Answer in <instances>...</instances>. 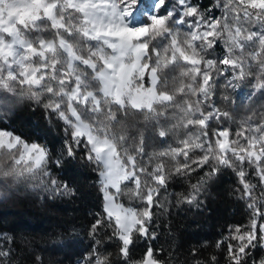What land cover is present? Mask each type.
Segmentation results:
<instances>
[{"label": "snow or ice", "instance_id": "obj_1", "mask_svg": "<svg viewBox=\"0 0 264 264\" xmlns=\"http://www.w3.org/2000/svg\"><path fill=\"white\" fill-rule=\"evenodd\" d=\"M142 3L0 0V89L13 94L11 98L0 95V108L9 107L17 97L41 104L66 125L55 163L79 158L101 166L103 209L90 231L96 236L111 229L110 240L119 246L121 264H161L158 250L150 243L139 257L133 253L137 239L156 237L153 222L160 193L167 190L173 172L188 177L210 169L182 197L183 203L192 204L206 179L221 166L236 172L241 198L248 201L251 215L247 225L234 226L216 247H223L227 264H264V255L257 259L250 251L264 241V191L256 195L258 186L264 189V114L260 119L245 117L235 132L229 127H210L213 121L219 125L230 119L229 112L212 100L218 80L223 79L226 88L248 81L254 92L264 95V0H215L213 7H223L219 18L211 10L203 11L197 0H176L175 4L152 0L144 21L136 22ZM252 25H259V31L252 30ZM185 26L187 30L182 31ZM180 66L183 70L169 87L165 70L172 72ZM89 81L98 87L90 90ZM177 97L184 101L180 107H176ZM223 99L231 103L229 97ZM159 106L173 107L174 119L186 131L177 146L153 153L159 162L147 171L139 160L145 155L143 140L133 149L135 154L121 153L119 146L127 138L110 126L119 123L120 113L127 115L128 110L159 116ZM81 110L90 122L82 118ZM158 135L167 138L169 133L158 130ZM197 149L200 155L193 159L190 153ZM4 152H18L11 161L14 174L37 180L48 175L44 172L47 146L25 142L6 125L0 127V154ZM168 157L177 162L171 172L163 163ZM142 176L149 177L151 186L141 181ZM125 182L132 184L131 195L141 201V208L118 202ZM56 183L51 181L53 186ZM63 189L67 191V185ZM94 243L102 245L101 240ZM6 255L0 251V257ZM85 264H110V257L97 248ZM209 264H218L217 258L210 257Z\"/></svg>", "mask_w": 264, "mask_h": 264}, {"label": "trees", "instance_id": "obj_2", "mask_svg": "<svg viewBox=\"0 0 264 264\" xmlns=\"http://www.w3.org/2000/svg\"><path fill=\"white\" fill-rule=\"evenodd\" d=\"M175 2L172 0L173 4ZM214 2L197 0L203 11L211 10L219 18L223 7H213ZM181 30L186 31L187 26ZM252 30L259 31V25H252ZM222 48L221 44L218 54ZM182 70L183 66L172 72L165 70L169 87L176 83V77ZM89 83L92 84L90 90L98 87L95 81ZM0 95L13 97L12 93H5L2 89ZM225 96L231 103L223 99ZM212 100L222 111L229 112L230 117L221 120L219 125L211 122L213 130L219 126L229 127L235 132L245 117L260 119L264 114V95L254 92L248 81L240 82L236 88H226L225 81L218 80ZM183 102L177 97L176 107ZM81 111L82 118L90 122L87 113ZM113 111L118 110L114 108ZM156 113L160 115L128 110L127 115L120 113L119 123L110 126L117 135L127 138V142L119 146L121 153L128 151L135 154L133 149L138 147L139 140H143L145 155L139 160L147 171L159 162L153 153L177 146V141L183 138L186 131L180 127V121L174 119L177 113L173 107L159 106ZM5 125L7 130L26 141L46 145L49 158L44 168L48 175L43 180H37L28 174L18 176L13 173L11 161L18 152L0 154V251L7 253L0 257V264H85L88 255L97 248L107 253L110 264H121L119 246L115 240H110L111 229L106 228L96 236L90 231L95 217L103 209L99 183L101 166L79 158L65 159L57 165L55 161L60 156L66 125L41 104L27 97H17L9 107L0 108V127ZM158 130L167 131L168 137H159ZM190 155L196 159L200 150H194ZM163 163L170 172L177 165L170 157L164 158ZM208 171L210 169L205 167L188 177L172 173L167 190L162 189L160 193V207L156 209L153 222L156 237L152 241L143 237L137 239L134 257H139L145 244L150 243L158 250L157 258L161 264H209L212 256L217 258L218 264H227L223 247L217 248L216 244L229 236L234 226L247 225L251 213L246 207L248 201L241 198L242 189L236 172L223 166L215 176L206 179L194 203H183L182 197L191 192V184ZM248 172L249 178L256 183L252 170L248 169ZM140 179L151 186L148 176ZM52 180L57 182L55 186L51 184ZM125 184L127 187L122 185L123 194L118 197L119 200L133 205L135 209L141 208V201L131 195L134 192L132 184ZM63 185H67V191ZM261 191L264 189L258 186L256 195ZM94 240H101L102 245L97 246ZM250 251L253 257L259 259L264 255V246L260 241Z\"/></svg>", "mask_w": 264, "mask_h": 264}, {"label": "rangeland", "instance_id": "obj_3", "mask_svg": "<svg viewBox=\"0 0 264 264\" xmlns=\"http://www.w3.org/2000/svg\"><path fill=\"white\" fill-rule=\"evenodd\" d=\"M151 4H152V0H147L146 3L143 2V4H142V9H143V11H144V12L149 11V10L151 9ZM137 17H138V19H137L136 22H142V21H144V19H145V17L142 15V12H139V13L137 14ZM147 82H150V77H148V78L146 79V83H147ZM86 122H87V121H86ZM8 131H9V130H8ZM25 142H29V143H31L30 141H26V140H25ZM118 202L121 203L124 207L135 209V207H134L133 205L123 203V202H121V201L119 200V198H118ZM261 243H262V245L264 246V241H261Z\"/></svg>", "mask_w": 264, "mask_h": 264}]
</instances>
